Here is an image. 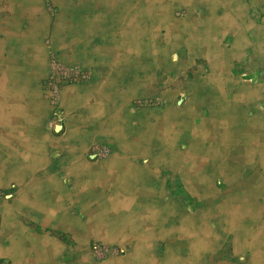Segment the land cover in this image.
Segmentation results:
<instances>
[{
  "label": "crops",
  "instance_id": "1",
  "mask_svg": "<svg viewBox=\"0 0 264 264\" xmlns=\"http://www.w3.org/2000/svg\"><path fill=\"white\" fill-rule=\"evenodd\" d=\"M8 1L0 143L15 174L0 186L16 198L2 204L14 208L6 219L0 212V264H264V0H71L67 42L54 36L52 51L91 80L65 86L57 104L39 80V94L26 92L27 57L38 58L42 33L39 20L24 30L21 19L40 0ZM145 100L156 107L137 105ZM154 129L181 139L176 153L188 167L205 162L198 178L227 207L200 205L207 191L193 189L184 157L178 176H162L172 168L165 148L151 174L167 140H152ZM96 144L109 155L89 154ZM95 242L120 251L99 260ZM16 245L22 253L10 252Z\"/></svg>",
  "mask_w": 264,
  "mask_h": 264
},
{
  "label": "rangeland",
  "instance_id": "2",
  "mask_svg": "<svg viewBox=\"0 0 264 264\" xmlns=\"http://www.w3.org/2000/svg\"><path fill=\"white\" fill-rule=\"evenodd\" d=\"M63 1L62 0H40V5H41L40 7H41V9L39 11L37 10L35 14H31V11H27V14L25 15V18L26 19L24 18L25 21H23V18L21 19V17H19L21 19V25L24 26V27H22L24 30H28V29H31L32 28L33 25L31 26V28L29 26H30V24L32 22H34V19L39 20L38 22H41V24L43 25V31H42L41 37L39 38L40 39L39 41H40L41 45H40L39 50L37 51L38 52V58H36L35 56L34 57H29V56L27 57V59L29 61H27L26 65L28 67H30V69L28 70V74H30V75L28 77V80L25 81V83H26V92L28 94H30V93L31 94H39L38 93V87H37V80H39L38 83H40V86H41V94H42L43 98L46 99L51 104H57L58 103L63 88L65 86H68V85L63 86L61 88V90H60L59 95L54 100L51 99V96L49 95V92L46 89L45 83H46L47 78L49 77L50 73L52 71H54L55 68H58V67L60 68L62 66H65L67 68H71V67L81 68V69L87 71L80 64H66V63L61 62L57 58L56 53H54V51H52L53 50L52 49L53 46L51 44V41H52V38L54 36L58 40H61L63 42H67V39L65 38L66 37V34L68 32L67 30H65L67 28L64 29L63 26H61V27L58 26L59 19L63 18L65 15L66 16L69 15V14H67V13H65L63 11V7L65 5H67V7H72L73 6V7L76 8V6L74 5V3H73V5L70 3L71 0H69L70 2L67 1V0L66 1L63 0ZM100 1L101 0L96 1L95 2L96 5H99V2ZM8 2H9L8 0H2V1L0 0V20H2V21H4V20L6 21L8 19H11V20H14L15 19V16H11V13L9 14V11L6 9V4H8ZM76 2H77V4L78 3H81V1L80 2L76 1ZM42 3L45 5V9H46L47 13L45 12ZM1 8L2 9H5L6 11L2 10ZM9 16H11V17L9 18ZM76 18L78 19V17H75V19L72 21V23H75L77 21ZM23 23H25V24L23 25ZM80 27H79V29H80ZM57 28L59 29V31H58ZM79 29H77V30L79 31ZM55 30H57V33H56ZM79 32H82V31L80 30ZM54 33H55V35H54ZM57 34L59 35L58 37H56ZM1 38L2 37H1V34H0V39ZM28 50H31V48H29ZM87 72L89 73V71H87ZM90 80H91V75L89 73L88 81H86L84 83H80V84H87V83L90 82ZM35 92H37V93H35ZM155 104H156L155 101H148V100L138 101L137 102V105H139V106H142V105H146V106L152 105V106H155L156 107ZM4 117L5 116L0 115V128L2 126ZM51 131L54 134H56V132L54 131V127L51 129ZM30 133H29V136H28L30 141H28V143L33 148L34 147L33 146L34 143H33V140H31L32 139V132L30 131ZM99 150H105L106 153H104L102 155L101 154L100 155L98 154V155L95 156V158L96 157H100V156L101 157H105V156L109 155V153L111 151V149L109 147L105 146V145L103 146V145L96 144V145H93L91 147V149L89 150V154L94 155V154L98 153ZM22 152H24V149L21 148V153ZM9 153H10V151L7 150V149H5L4 146H2V144L0 143V184L4 180L3 176H5V174L7 173V168H8L6 165H3L4 168H1V167H3L2 166L3 162L8 159ZM2 155H3V159H2ZM158 156H159V153L155 157V160L156 161H158ZM160 164L161 163L158 161L157 164H155V167L157 165L159 166ZM157 167L155 168L154 174L152 173L153 175H156V176L159 175V171H158ZM172 168L174 169L173 166H172ZM172 168L170 170H163V172H161L162 176H178V174H176V173H178L179 171H177V170L174 169L175 171L173 173V169ZM10 173L15 174V171L14 170H11V171H9V174H6V175L8 177L13 176ZM216 191L218 193L217 194L218 197L216 199H218L220 197V192H218V190H216ZM222 194L224 196L226 195L224 193H222ZM207 196H208L207 194L204 195V197H207ZM215 197H214V201H212V202H211L212 197L211 196L209 197L210 202H211L210 204L208 203V200L207 199L201 197V199H200L201 200V204L200 205L202 207H206V206H204V204H206L207 207H214L216 204L218 205V203H223L225 201L223 199L221 202L218 201V203H217L215 201ZM15 198H16V193H15V188L14 187H12V186L1 187L0 186V212L2 213V210H3V213L2 214H5V219H6V214L9 215L10 214V210L13 211L14 208H12L11 206H9V207L8 206L3 207L2 204H3V202L11 203ZM224 198L226 199V197H224ZM196 199H197L196 200V205H199V203H200L199 201L200 200H199L198 197H196ZM17 204H18V202L15 203V205H17ZM2 207H3V209L1 210ZM16 207H20V203ZM239 211L241 213H244V210H239ZM1 228L2 227L0 226V229ZM4 228L5 227H3L0 230V241L2 240V231L3 230L6 231V229H4ZM248 231H251V227L248 229ZM199 233L201 234L202 233V230ZM202 235H205V233H202ZM105 244H107V243H105ZM235 252H239V251L237 250ZM91 253H92V255L95 258H97L99 260H104V259H107L108 258V257L107 258H104V259L103 258H98V257H96L93 254L92 250H91Z\"/></svg>",
  "mask_w": 264,
  "mask_h": 264
},
{
  "label": "bare ground",
  "instance_id": "3",
  "mask_svg": "<svg viewBox=\"0 0 264 264\" xmlns=\"http://www.w3.org/2000/svg\"><path fill=\"white\" fill-rule=\"evenodd\" d=\"M63 1V0H62ZM66 1V0H65ZM87 1H92V0H87ZM93 1H98V0H93ZM64 2V1H63ZM70 2V1H69ZM79 2V1H78ZM71 3V2H70ZM94 4V3H93ZM28 7V6H27ZM32 7V6H31ZM34 9V8H33ZM48 17V16H47ZM66 15L63 17V18H61V19H59V22H58V26L59 27H61V26H63L64 28H67L68 29V27H66L65 25L67 24V21H66ZM69 17V16H68ZM67 17V18H68ZM11 23H13V22H11ZM93 23H95L94 21H93ZM1 22H0V26H1ZM16 24V23H15ZM19 24V23H18ZM41 24V23H40ZM39 24V25H40ZM13 25V24H12ZM3 26V25H2ZM34 27V26H33ZM4 28V27H3ZM8 28V27H7ZM16 28V27H15ZM15 28H13V30L15 29ZM72 28V27H71ZM71 28H69V29H71ZM10 29V28H9ZM23 29V28H22ZM6 30H8V29H6ZM30 30V29H29ZM39 30H40V33H42V31H43V25L41 24L40 26H39ZM39 30H38V28H36V30H35V34L36 35H38V33H39ZM0 31H2L1 30V28H0ZM4 31H5V29H4ZM38 32V33H37ZM4 33V32H3ZM8 34V33H7ZM17 35V34H16ZM11 36V35H10ZM35 36V35H34ZM32 38V37H31ZM8 39V38H7ZM7 39H6V41H7ZM33 39V38H32ZM39 39V38H38ZM1 40H3V39H1ZM30 40V39H29ZM33 42H35L34 40H32V43ZM3 43H5V42H0V45L2 46V44ZM18 44V43H17ZM24 44H26V43H24ZM30 44V43H29ZM10 45V44H9ZM31 45V44H30ZM35 45H37V43H33L32 44V46H35ZM4 48V47H3ZM1 56V55H0ZM7 57H8V55H7ZM32 57H33V55H32ZM90 73V72H89ZM194 107V106H193ZM24 112V111H23ZM182 112V111H181ZM171 123V122H170ZM174 123V122H173ZM160 124H162V123H160ZM172 125V124H171ZM171 125H170V127H171ZM157 126V125H156ZM162 127V126H161ZM174 127V126H173ZM162 130V129H161ZM158 130V129H154L153 130V132H152V134H151V136H152V140H166L165 138H167V140L169 139V141H167V143H166V141H165V146L164 147H162L161 149H159V156H158V161H161L160 163H162V159L164 158V156H165V153H164V149L163 148H165L166 149V151L168 150L169 151V160H167V159H165V160H167V161H165L164 163H167V165H169V166H173L174 167V165L177 163V161L180 159V156H181V158H183L184 157V162L185 163H183L182 162V164H185L186 165V171H185V174L187 175V176H191L190 178V184H192V186H193V189L194 190H196V189H198V188H201L203 191H207V192H205V193H203L204 195L205 194H207L208 196L207 197H204V195H203V197L205 198V199H208V203L210 204L211 202H210V199H209V197L211 196H213V194L215 193V194H218L217 193V191H216V189L211 185L212 183H211V181L210 180H208V181H205L204 180V178H202V181L201 180H199V178H198V176H204L205 175V170H207L209 167L207 166V167H205L206 165H203V163H205V162H203V163H200L199 164V161L200 160H198V164H196V163H194L196 160L194 159H191L192 161H191V163H194V164H192V167H188V160L190 159L188 156H182V155H178L177 153H176V148H177V143L181 140V139H178V138H176V137H172V135H171V132L169 131V134H168V136H166L165 137V130ZM1 134V133H0ZM171 136V137H170ZM1 137V136H0ZM181 137V136H180ZM182 138V137H181ZM28 140V139H27ZM32 140V139H31ZM30 141V140H29ZM24 144V143H23ZM194 144V143H193ZM200 145V144H199ZM26 146V145H25ZM191 146V145H190ZM38 148V147H37ZM196 150V149H195ZM31 152V151H30ZM178 152V151H177ZM181 152H183V151H181ZM2 154V153H1ZM187 154V153H186ZM23 155V154H22ZM26 156V155H25ZM95 157V156H94ZM167 158V157H166ZM2 159H3V155H2ZM1 159V160H2ZM157 159V158H156ZM158 161H156V160H154V165L155 164H157V162ZM190 161V160H189ZM3 165H6V163H5V161L3 162V164H2V166ZM1 168H4V166L3 167H1ZM175 170H177L178 171V169H177V167L176 168H174ZM180 169H182V168H180ZM200 171L203 173L202 175H201V173H200ZM152 173L154 174V171H152ZM151 173V174H152ZM156 173V172H155ZM207 176V175H206ZM209 176V175H208ZM189 179V178H188ZM201 196V195H200ZM214 197V196H213ZM203 203V202H202ZM227 200L226 201H224L223 203H222V207H227ZM9 213V212H8ZM226 214V213H225ZM54 217V216H53ZM234 221V220H233ZM226 222V221H225ZM231 223V222H230ZM230 223H229V225H230ZM208 225V224H207ZM233 225H234V223H233ZM240 225V224H239ZM232 228H233V226H232ZM229 230V229H228ZM260 230V229H259ZM199 231H201V230H199ZM204 231V228L202 229V232ZM251 231H252V228H251ZM255 232V231H254ZM194 233V232H193ZM256 233V232H255ZM211 235V234H210ZM258 235V234H257ZM192 236V235H191ZM201 236H203V235H201ZM196 237V236H195ZM198 237V236H197ZM196 237V238H197ZM255 237H256V235H255ZM194 238V237H193ZM199 238V237H198ZM201 238V237H200ZM206 238H208V237H205V238H203V239H201V244L202 245H204V246H202V247H207L208 246V243H210V242H212V240H210V239H208V242L206 243ZM257 238V237H256ZM196 240V239H195ZM200 240V239H199ZM252 240V239H251ZM47 242V241H46ZM214 242V241H213ZM191 244H193V243H191ZM191 244L189 245V246H191ZM201 244H200V247H201ZM213 248V247H212ZM193 249H195V250H198V249H196V248H193ZM206 250V249H205ZM192 251V250H191ZM199 251V250H198ZM3 252V246L0 244V254ZM10 252H12V253H19V252H21L22 253V249L21 248H18V246L16 245V247H12L11 248V250H10ZM194 253H196L195 251H193ZM211 252V251H210ZM5 253V252H4ZM254 254H258V251L256 250L255 251V253ZM152 257V256H151ZM150 258V257H149ZM151 259V258H150ZM156 261V260H155ZM129 262V261H128ZM131 262V261H130ZM134 262V261H133ZM147 262H148V260H147ZM257 262V261H256ZM150 263H152V262H150ZM182 263V262H181ZM156 264V263H155ZM259 264V263H258Z\"/></svg>",
  "mask_w": 264,
  "mask_h": 264
},
{
  "label": "built area",
  "instance_id": "4",
  "mask_svg": "<svg viewBox=\"0 0 264 264\" xmlns=\"http://www.w3.org/2000/svg\"><path fill=\"white\" fill-rule=\"evenodd\" d=\"M89 73L81 68H67L65 66L55 68L47 78L45 83L46 89L51 96V99L54 100L60 93V90L65 85L71 84H80L88 81ZM106 153L105 150H99L96 155H102ZM93 254L98 258H107L115 252H119L120 249L114 245L105 244L102 242H95L91 246Z\"/></svg>",
  "mask_w": 264,
  "mask_h": 264
},
{
  "label": "water",
  "instance_id": "5",
  "mask_svg": "<svg viewBox=\"0 0 264 264\" xmlns=\"http://www.w3.org/2000/svg\"><path fill=\"white\" fill-rule=\"evenodd\" d=\"M94 156V155H93Z\"/></svg>",
  "mask_w": 264,
  "mask_h": 264
}]
</instances>
